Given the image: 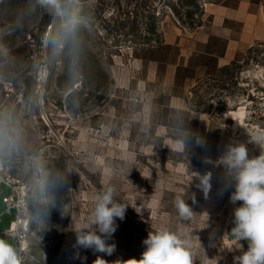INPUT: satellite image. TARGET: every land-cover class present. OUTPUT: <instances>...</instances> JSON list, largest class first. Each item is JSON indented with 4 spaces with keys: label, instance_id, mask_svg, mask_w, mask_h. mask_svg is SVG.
I'll return each mask as SVG.
<instances>
[{
    "label": "rangeland",
    "instance_id": "1",
    "mask_svg": "<svg viewBox=\"0 0 264 264\" xmlns=\"http://www.w3.org/2000/svg\"><path fill=\"white\" fill-rule=\"evenodd\" d=\"M228 1L60 0L57 13L41 0H0V158L27 190L20 211L4 216L25 240L22 264L139 259L148 232L165 227L191 239L193 264H234L241 253L225 234L240 202L222 187L223 168L205 163L230 143L211 80L264 64V40L201 78L191 49L208 4ZM206 172L207 199L196 186ZM110 186L128 207L108 255L79 247L74 228ZM177 196L191 219L179 216Z\"/></svg>",
    "mask_w": 264,
    "mask_h": 264
},
{
    "label": "clouds",
    "instance_id": "2",
    "mask_svg": "<svg viewBox=\"0 0 264 264\" xmlns=\"http://www.w3.org/2000/svg\"><path fill=\"white\" fill-rule=\"evenodd\" d=\"M41 3L60 12V0H41ZM79 23L72 17L69 29L74 31ZM249 141L259 146V155H250L245 143L235 142L229 143L216 161L205 159V163L223 168L222 187L225 190L234 188L229 200L234 205L240 202L233 209L234 226L230 233L225 234L231 237L226 248L241 253L234 257V264H264V135H255ZM193 143L203 146L205 141L194 137ZM196 179L199 181L197 188L207 199L212 188V173H197ZM116 195L117 189L110 186L95 196L90 214L74 228L79 247L108 255L113 253L115 245L107 243V240L116 231L117 218L123 220L128 207ZM191 199H194L193 195ZM175 207L181 218L188 220L193 217L192 208L180 196L175 198ZM242 241L247 244L246 250ZM143 244L145 248L139 259L118 260L114 264H193L191 239L178 230L165 227L149 231ZM0 264H22L17 247L9 239L0 238ZM93 264L108 262L98 256Z\"/></svg>",
    "mask_w": 264,
    "mask_h": 264
},
{
    "label": "built area",
    "instance_id": "3",
    "mask_svg": "<svg viewBox=\"0 0 264 264\" xmlns=\"http://www.w3.org/2000/svg\"><path fill=\"white\" fill-rule=\"evenodd\" d=\"M211 82L216 91L221 88L219 90L221 96L218 102L214 100V103L215 107L221 109L220 117L224 121L225 130L229 133L230 143H245L250 155H259L261 151L259 146L249 140L255 135H264V64L252 60L250 65L243 67L230 78L223 74L214 77ZM0 193L2 215L9 217L20 211L27 194L26 186L17 184L16 180L7 174L1 158ZM16 222L11 221L4 229V235L7 239L15 240L19 254L22 255L26 248L25 240L18 236Z\"/></svg>",
    "mask_w": 264,
    "mask_h": 264
},
{
    "label": "crops",
    "instance_id": "4",
    "mask_svg": "<svg viewBox=\"0 0 264 264\" xmlns=\"http://www.w3.org/2000/svg\"><path fill=\"white\" fill-rule=\"evenodd\" d=\"M206 11L208 19L201 27L205 33L191 41V49L195 55L192 62L200 78L217 74L219 70L233 63H242L247 49L264 40V11L259 0L209 3ZM213 38L216 40V49L212 52ZM1 198L0 193V238H3L7 222L6 216L2 215ZM241 243L247 249L246 242ZM237 251L239 250L231 252Z\"/></svg>",
    "mask_w": 264,
    "mask_h": 264
},
{
    "label": "trees",
    "instance_id": "5",
    "mask_svg": "<svg viewBox=\"0 0 264 264\" xmlns=\"http://www.w3.org/2000/svg\"><path fill=\"white\" fill-rule=\"evenodd\" d=\"M151 30H153V28Z\"/></svg>",
    "mask_w": 264,
    "mask_h": 264
},
{
    "label": "bare ground",
    "instance_id": "6",
    "mask_svg": "<svg viewBox=\"0 0 264 264\" xmlns=\"http://www.w3.org/2000/svg\"><path fill=\"white\" fill-rule=\"evenodd\" d=\"M229 242V241H228Z\"/></svg>",
    "mask_w": 264,
    "mask_h": 264
}]
</instances>
